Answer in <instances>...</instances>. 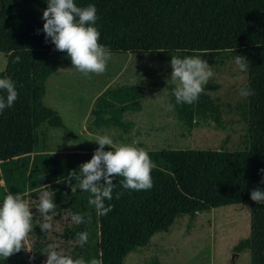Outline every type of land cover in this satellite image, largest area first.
I'll return each mask as SVG.
<instances>
[{
	"label": "trees",
	"instance_id": "trees-1",
	"mask_svg": "<svg viewBox=\"0 0 264 264\" xmlns=\"http://www.w3.org/2000/svg\"><path fill=\"white\" fill-rule=\"evenodd\" d=\"M79 7L94 4L99 43L111 52L152 53L160 61L172 56L202 55L208 64L218 65L228 57L244 56L249 61L247 85L254 95L246 97L245 147L239 150L164 148L145 149L156 164L149 190H125L114 177L113 210L97 214L88 203L90 193L76 192L68 184L69 173L80 174L79 166L92 154L48 150L44 126L67 130L60 113L45 105L48 78L59 69L50 60L56 50L43 32V10L47 0H0V53L6 54L0 76L16 82L18 98L0 113V203L7 192H20L30 203L33 232L27 237L29 249L0 264H44L52 245L57 251L102 264H124L129 253L146 247L151 238L168 231L177 218L213 208L246 203L250 211V231L234 247L248 251L250 264H264V204L250 199L254 189H264V0H74ZM19 63H14L15 57ZM168 85V101L176 118L191 130L212 120L222 128L218 97L204 91L193 104H176ZM6 95L4 93H0ZM145 89L139 84L107 87L90 111L88 131L118 128L127 132L133 125L123 119L128 110L141 109ZM54 192L53 227H39L42 216L36 208L42 190ZM120 192L119 199L116 193ZM87 214V223L71 217ZM89 232L87 243L77 233ZM33 257V259H30ZM148 264H159L157 259Z\"/></svg>",
	"mask_w": 264,
	"mask_h": 264
},
{
	"label": "rangeland",
	"instance_id": "rangeland-1",
	"mask_svg": "<svg viewBox=\"0 0 264 264\" xmlns=\"http://www.w3.org/2000/svg\"><path fill=\"white\" fill-rule=\"evenodd\" d=\"M111 53L107 70L101 75L89 74L90 78L73 68L66 52L50 54L59 69L47 80L43 103L60 113L67 130L44 126L49 151L93 155L99 147L95 139L102 135H108L116 144L135 142L144 149L245 147L246 97L240 95V89L247 85L248 75L238 69L234 56L218 65L209 64L214 76L205 92L219 98L222 128L208 120L188 130L174 110H166L168 85L176 83L170 80L171 60L160 61L152 53ZM5 65L6 54L0 53V71ZM130 84L142 85L145 94L140 110L123 113L125 121L133 122L129 130L109 127L88 131L94 99L107 87ZM105 150H111L110 146L106 145ZM249 231L250 211L246 203L216 207L198 213L193 220L188 216L177 218L168 231L155 234L146 247L129 253L124 264H148L153 259L159 264H250L248 251L234 250ZM25 245L29 249L27 240Z\"/></svg>",
	"mask_w": 264,
	"mask_h": 264
},
{
	"label": "clouds",
	"instance_id": "clouds-1",
	"mask_svg": "<svg viewBox=\"0 0 264 264\" xmlns=\"http://www.w3.org/2000/svg\"><path fill=\"white\" fill-rule=\"evenodd\" d=\"M47 8L43 10V32L46 39L51 38L56 50L66 52L71 59L73 68L85 77L89 74L101 75L107 70L108 61L111 59V50L99 43L100 31L96 26L98 20L97 8L94 4L79 7L74 0H47ZM14 63L20 62V57H15ZM235 64L241 72L248 70V60L237 55ZM171 79L175 87L171 93L176 104H193L198 101L209 80L214 76L212 67L202 55H189L183 58L172 56ZM0 113L6 108H11L18 98L16 82L9 76H0ZM254 89L245 85L240 89L242 97L254 95ZM174 105L169 103L167 111L174 110ZM99 147L95 149L92 158L79 166L80 174L74 171L69 173L68 184L71 192H76L72 186V179L78 181L81 191L90 193L88 203L94 206L97 214L106 215L113 210L112 204H105L106 200L113 199L116 183L114 177H123L119 181L125 190H149L153 187L152 170L156 164L151 159L147 150L133 143L116 144L108 135L95 139ZM111 150H105V146ZM264 172V169L260 170ZM264 182V180H262ZM122 193H116V199ZM54 192L43 191L39 197L37 212L42 216L39 227L47 232L52 229L53 217L49 215L56 204ZM250 199L258 204H264V189H254ZM30 203L24 199L20 192H7L0 203V258L7 259L25 248V241L29 233L33 232L34 213ZM87 214L75 213L71 219L77 224L87 223ZM79 242L87 243L89 232L77 233ZM31 251L30 249H26ZM47 259L44 264H102L101 260L92 258L85 260L83 257L74 258L57 251L50 245ZM33 259V257H30Z\"/></svg>",
	"mask_w": 264,
	"mask_h": 264
},
{
	"label": "crops",
	"instance_id": "crops-1",
	"mask_svg": "<svg viewBox=\"0 0 264 264\" xmlns=\"http://www.w3.org/2000/svg\"><path fill=\"white\" fill-rule=\"evenodd\" d=\"M95 98H96V97H95ZM93 99H94V98H93ZM93 99H92V101H93ZM94 101H95V99H94ZM94 101H93V102H94ZM93 104H94V103H93ZM90 106H91L90 108H93V105H90ZM90 108H89V109H90Z\"/></svg>",
	"mask_w": 264,
	"mask_h": 264
}]
</instances>
